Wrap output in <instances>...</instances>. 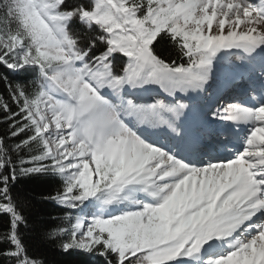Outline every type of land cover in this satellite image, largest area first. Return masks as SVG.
Here are the masks:
<instances>
[{
    "label": "snow or ice",
    "instance_id": "1",
    "mask_svg": "<svg viewBox=\"0 0 264 264\" xmlns=\"http://www.w3.org/2000/svg\"><path fill=\"white\" fill-rule=\"evenodd\" d=\"M233 57L243 95L189 123L177 94ZM0 68V264H47L31 233L81 264H264V0H0ZM33 178L58 224L13 195Z\"/></svg>",
    "mask_w": 264,
    "mask_h": 264
},
{
    "label": "trees",
    "instance_id": "2",
    "mask_svg": "<svg viewBox=\"0 0 264 264\" xmlns=\"http://www.w3.org/2000/svg\"><path fill=\"white\" fill-rule=\"evenodd\" d=\"M5 71L0 68V72ZM25 75H30L25 73ZM3 91L0 86V92ZM15 110V106H13ZM5 125L0 124V132H3ZM57 185L46 178H33L19 181L13 188V195L23 194L29 197H35L32 214L35 220L43 221L45 224H58L63 210L51 202H42L40 197L51 194L55 191ZM3 221H0V229L3 228ZM30 252L43 258L47 264H81L82 258L76 254L62 255L57 252L51 243L42 242L35 233L29 234L26 239Z\"/></svg>",
    "mask_w": 264,
    "mask_h": 264
},
{
    "label": "bare ground",
    "instance_id": "3",
    "mask_svg": "<svg viewBox=\"0 0 264 264\" xmlns=\"http://www.w3.org/2000/svg\"><path fill=\"white\" fill-rule=\"evenodd\" d=\"M250 70L251 68H249L248 73V67L241 66L240 63L233 57L231 63L225 62L219 67L216 78L207 92L199 95L192 93L189 94V96H184L183 94L178 93L177 98L181 99L182 102L191 105L192 111L189 115L191 121L201 120L203 118V114L208 112L209 108H213L214 102L219 97H222L223 100L225 99L222 102H227L232 101L234 98H240L243 95V93H240V90L235 89L232 86V83L240 82L241 79L247 81L246 78L248 77L247 75L250 74ZM156 92H159V89H156ZM152 95L154 96L156 93L153 92ZM158 98L171 99L166 97L162 92L159 94ZM145 99L149 103L152 102V100L147 96ZM216 105H218V103Z\"/></svg>",
    "mask_w": 264,
    "mask_h": 264
},
{
    "label": "rangeland",
    "instance_id": "4",
    "mask_svg": "<svg viewBox=\"0 0 264 264\" xmlns=\"http://www.w3.org/2000/svg\"><path fill=\"white\" fill-rule=\"evenodd\" d=\"M219 100H217L216 102H218ZM220 103V102H219Z\"/></svg>",
    "mask_w": 264,
    "mask_h": 264
}]
</instances>
